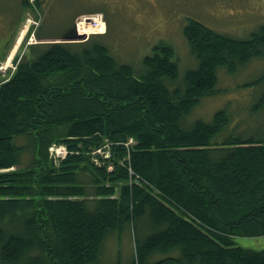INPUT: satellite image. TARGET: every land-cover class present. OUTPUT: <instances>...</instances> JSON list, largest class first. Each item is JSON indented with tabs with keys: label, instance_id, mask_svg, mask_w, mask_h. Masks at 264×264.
I'll list each match as a JSON object with an SVG mask.
<instances>
[{
	"label": "trees",
	"instance_id": "trees-1",
	"mask_svg": "<svg viewBox=\"0 0 264 264\" xmlns=\"http://www.w3.org/2000/svg\"><path fill=\"white\" fill-rule=\"evenodd\" d=\"M107 33L34 43L0 79V264H101L106 238L125 227L134 251L116 264H264V247L238 242L264 235V133L215 140L225 109L181 126L216 93L218 66L234 72L264 55V25L235 38L190 18L198 65L180 84L170 43H156L137 74L109 51ZM54 143L68 147L63 159L51 156Z\"/></svg>",
	"mask_w": 264,
	"mask_h": 264
},
{
	"label": "rangeland",
	"instance_id": "rangeland-1",
	"mask_svg": "<svg viewBox=\"0 0 264 264\" xmlns=\"http://www.w3.org/2000/svg\"><path fill=\"white\" fill-rule=\"evenodd\" d=\"M45 8L44 11L38 5L35 16L31 18L27 16L22 20L18 28L20 35L18 37L15 35V45L8 48L10 50L6 51L8 52L6 56L0 57V79L9 78L22 55L33 56L31 46L34 43L87 40L94 34L90 31L97 29L87 20L95 11H100L107 21L104 33H108L100 35V38L119 62L130 64L137 74L143 71V58L151 53L156 43L161 41L170 43L175 49V57L179 63L176 81L179 84L183 83L186 71L198 65V60L184 34V26L188 24L190 18L235 38H248L264 25V0H48V6ZM108 22L111 24L110 27ZM62 24H66L65 31L60 29ZM36 31L43 37H38ZM73 36L74 39H66ZM19 38L20 44L14 57L8 61ZM262 74L264 55L252 57L248 63L240 65L234 72H229L223 65L218 66L216 93L202 97L191 112L184 116L181 126L188 129L198 119L211 122L217 111L225 109L230 120L215 140L222 141L229 134L262 135L264 107L257 109L256 104L264 91V80L256 85H241ZM166 82L172 87L177 85ZM130 140L132 144L136 142ZM17 141L24 142L25 139L17 138ZM61 144L66 149V144ZM110 144L111 142L106 139L96 150L93 148L98 154L93 157L98 165L101 164L103 157L110 154ZM132 234L128 227L124 228L120 238L119 232H111L101 250V264H116L118 260L123 263L129 261L134 251ZM238 242L253 248H263L264 235L240 237ZM176 254L174 250L165 253L164 256ZM162 256L163 253H158L152 259Z\"/></svg>",
	"mask_w": 264,
	"mask_h": 264
},
{
	"label": "flooded vegetation",
	"instance_id": "flooded-vegetation-1",
	"mask_svg": "<svg viewBox=\"0 0 264 264\" xmlns=\"http://www.w3.org/2000/svg\"><path fill=\"white\" fill-rule=\"evenodd\" d=\"M37 4H39V6L45 11L46 5L48 6V0H0V57L3 58V56H6L10 50H8V48H11L15 45V35L17 37L20 35V33H18V28L22 20L27 16L30 18L35 16ZM95 13L99 14L100 11H95ZM108 24L110 27L111 24L109 22ZM65 27L66 24H62L60 29H64L63 31H65ZM73 28L75 30L76 21L73 23ZM7 50L8 52L6 53Z\"/></svg>",
	"mask_w": 264,
	"mask_h": 264
},
{
	"label": "built area",
	"instance_id": "built-area-1",
	"mask_svg": "<svg viewBox=\"0 0 264 264\" xmlns=\"http://www.w3.org/2000/svg\"><path fill=\"white\" fill-rule=\"evenodd\" d=\"M95 16H98V17H95ZM94 17V18H92ZM92 18V19H91ZM88 21H90L92 24L93 27H97L96 30H92L90 32H94V33H102L106 30V22L102 16V14H94L90 17V19H87ZM89 36V32L87 34V37ZM63 145L61 143H54L52 144L50 147H49V151H50V154L51 156L55 159V160H58V159H61L63 157H65V155L68 153V151H66V149H64V147H62Z\"/></svg>",
	"mask_w": 264,
	"mask_h": 264
},
{
	"label": "bare ground",
	"instance_id": "bare-ground-1",
	"mask_svg": "<svg viewBox=\"0 0 264 264\" xmlns=\"http://www.w3.org/2000/svg\"><path fill=\"white\" fill-rule=\"evenodd\" d=\"M19 43H20V38H19V40H18V42H17V44H16V47H15L14 50L11 52V55H10L8 61L11 60L12 56L14 55V53H15V51H16V48H17L18 45H19Z\"/></svg>",
	"mask_w": 264,
	"mask_h": 264
},
{
	"label": "water",
	"instance_id": "water-1",
	"mask_svg": "<svg viewBox=\"0 0 264 264\" xmlns=\"http://www.w3.org/2000/svg\"><path fill=\"white\" fill-rule=\"evenodd\" d=\"M77 35H79V34H77ZM75 37L73 36V37H71V38H66V39H74Z\"/></svg>",
	"mask_w": 264,
	"mask_h": 264
}]
</instances>
